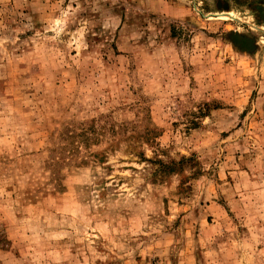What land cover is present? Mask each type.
Listing matches in <instances>:
<instances>
[{
	"label": "rangeland",
	"instance_id": "1",
	"mask_svg": "<svg viewBox=\"0 0 264 264\" xmlns=\"http://www.w3.org/2000/svg\"><path fill=\"white\" fill-rule=\"evenodd\" d=\"M0 264H264V0H0Z\"/></svg>",
	"mask_w": 264,
	"mask_h": 264
},
{
	"label": "water",
	"instance_id": "2",
	"mask_svg": "<svg viewBox=\"0 0 264 264\" xmlns=\"http://www.w3.org/2000/svg\"><path fill=\"white\" fill-rule=\"evenodd\" d=\"M237 41H239L240 44L242 43V42H240V40H237Z\"/></svg>",
	"mask_w": 264,
	"mask_h": 264
}]
</instances>
